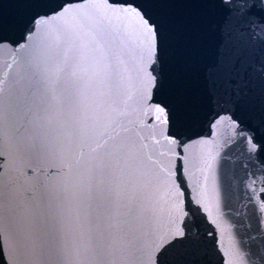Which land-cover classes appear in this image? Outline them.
<instances>
[{"label": "snow or ice", "instance_id": "snow-or-ice-1", "mask_svg": "<svg viewBox=\"0 0 264 264\" xmlns=\"http://www.w3.org/2000/svg\"><path fill=\"white\" fill-rule=\"evenodd\" d=\"M207 2L222 13L223 19L215 54L202 69L203 81L214 101L239 110L253 103L254 80L258 77L264 82V61L256 62L249 54L257 45L264 51V0ZM35 3L45 6L49 0ZM128 21L138 37L135 55L139 63L134 68L129 67L127 59L131 45L124 25ZM53 22L60 23L54 43L42 36L17 59L18 73L12 77L27 103L23 127L30 130L28 138L19 127L5 130L0 105V217H11L15 211L17 183L10 173L14 165L26 159L37 185L23 196L35 203L37 230L34 235L14 233L20 247L52 258L44 264H87L68 258L64 219L58 211V180L70 177L74 166L86 157L90 187L81 221L87 227L82 240L86 251L95 254L100 250L102 256L118 240L126 260L142 255L144 264H203L206 251L189 225L190 212L182 206L181 198L200 203L201 190L196 184L189 187L184 163L186 149L205 138L184 139L178 112L153 99L162 87L164 49L160 24L146 7L129 0H62L58 6L32 16L21 41L14 45L0 40V45L19 49L36 35L38 28ZM70 76L78 78L77 94L70 108L65 105L61 109L50 100H56L61 81ZM95 86H99V93L94 91ZM133 99L135 108L130 103ZM145 107L156 125L152 133L156 143H163L167 149L160 153L164 159L158 168L153 166L152 156L143 153L147 138L136 131L135 121L130 118L131 111ZM61 111H70L76 119L78 155L75 161H66L49 174L42 169L57 166L61 149L51 141L45 125L50 116ZM256 118L264 125V103ZM228 119L233 131L240 128L231 116ZM220 120L217 116L210 127ZM238 134L243 136V131ZM6 137L10 148L4 147ZM251 140L249 136V143ZM257 147L252 144L250 151ZM32 160L37 163L32 165ZM204 163L208 169L213 168V161L206 159ZM216 164L222 168L219 161ZM176 172L182 183L177 181ZM217 194L221 196L219 184ZM160 203L169 209L171 227L145 247L133 225L150 206ZM259 208L264 212V203ZM106 218L111 219L112 230L104 236L101 229ZM239 257L241 264H264V239L255 251L249 248L239 252ZM0 262L9 264L2 238ZM96 264L105 261L100 259Z\"/></svg>", "mask_w": 264, "mask_h": 264}, {"label": "water", "instance_id": "water-1", "mask_svg": "<svg viewBox=\"0 0 264 264\" xmlns=\"http://www.w3.org/2000/svg\"><path fill=\"white\" fill-rule=\"evenodd\" d=\"M61 2L49 0L47 5L41 6L35 0H0V40L11 41L15 45L22 40L29 20L36 12L48 11ZM129 2L146 7L163 33L162 87L153 99L168 104L178 112L182 121L179 131L184 139L205 138L186 149L184 163L189 187L196 184L201 190L200 203L197 204L195 199L187 201L181 198L182 206L190 212L189 225L206 251L203 264H224L226 260H230L231 264H241L239 252L249 248L255 251L260 240L264 239V212L259 208L264 203V125L256 118L261 103H264V82L258 77L254 80L253 103L239 110L217 103L205 86L202 69L215 54L222 13L207 0ZM84 7L94 11L89 5ZM59 27V22H53L38 28L36 35L29 37L27 44L19 49L0 45V105L4 109L3 127L6 131L19 127L25 138L30 136V130L23 127L27 103L18 85L12 82V77L18 73L17 59L36 45L42 36H47L49 42L54 43ZM124 32L131 45L127 57L129 67L134 68L139 63L135 55L138 37L131 21L125 23ZM249 54L256 62L264 61V51L258 45L250 49ZM77 80L72 76L64 78L56 100L50 102L61 109L65 105L70 108L77 94ZM94 91L99 93V86H95ZM130 103L135 108L134 99ZM148 111L146 107L136 109L131 111L130 118L135 121L136 131L147 138L143 153L151 155L153 166L158 168L164 159L160 153L167 149L163 143H156V137L152 135L156 125ZM217 116L221 120L210 127ZM229 116L239 123L240 128L233 131ZM45 130L51 141L61 149L55 161L57 166L42 169L52 174L66 161H75L78 155L75 143L77 122L70 111H61L50 116ZM241 130L243 136L238 134ZM249 136L252 137L251 143ZM252 144L258 146L255 151H250ZM4 147H11L7 137ZM206 159L214 162L212 169L207 168ZM36 163V160L31 161L32 165ZM28 164L25 159L13 166L10 175L17 183L15 211L11 217L8 214L0 217V238L9 264H44L52 259L22 249L14 234L23 231L34 235L37 230L35 203L26 201L23 196L37 185V180L31 178L33 171ZM88 167V159L82 158L74 166L70 177L58 180V211L64 219L68 258L87 264H96L100 259L105 264H144L142 255L131 260L124 259L118 240L113 241L111 248L102 256L100 250L94 254L84 248L82 240L87 227L81 221L86 208L84 200L90 187ZM174 175L182 183L179 172ZM61 183L63 187H59ZM218 184L221 185V196L217 194ZM195 195L193 193L194 198ZM111 223L110 218L103 221L101 231L104 236L112 230ZM133 227L140 243L146 247L171 227L169 209L163 203L152 205L138 217Z\"/></svg>", "mask_w": 264, "mask_h": 264}]
</instances>
